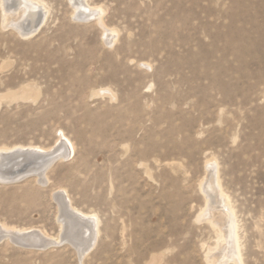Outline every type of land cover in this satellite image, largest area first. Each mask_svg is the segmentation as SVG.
Listing matches in <instances>:
<instances>
[{"label": "rangeland", "instance_id": "rangeland-1", "mask_svg": "<svg viewBox=\"0 0 264 264\" xmlns=\"http://www.w3.org/2000/svg\"><path fill=\"white\" fill-rule=\"evenodd\" d=\"M28 1L0 0V148L74 151L0 160L29 172L0 264H264V0Z\"/></svg>", "mask_w": 264, "mask_h": 264}, {"label": "bare ground", "instance_id": "bare-ground-1", "mask_svg": "<svg viewBox=\"0 0 264 264\" xmlns=\"http://www.w3.org/2000/svg\"><path fill=\"white\" fill-rule=\"evenodd\" d=\"M22 1H24V0H22ZM30 1H28V0H25V6H24V10H26V11H29V10H33V12H31L30 11V13H32V15L35 17L36 15L38 16L39 15V11H38V14L36 13L37 12V10L36 9H38V7H40V5H39V3H29ZM22 3V2H21ZM79 5V4H78ZM81 5V4H80ZM83 6V5H82ZM34 10H36V11H34ZM40 10V9H39ZM25 11V12H26ZM16 14V13H15ZM88 14V13H87ZM92 13L91 12H89V15H91ZM26 15V14H25ZM85 15V14H84ZM83 15V16H84ZM15 16V15H14ZM36 16V17H37ZM40 16V15H39ZM16 17V16H15ZM21 17V16H20ZM35 17V18H36ZM12 18V17H11ZM38 20V19H37ZM39 21V20H38ZM42 21V20H41ZM41 21H39L38 22V24L41 22ZM40 25V24H39ZM38 25V26H39ZM34 30H36V28L34 27ZM31 32V31H30ZM58 141V140H57ZM59 141H60V144H56L57 145V149L55 148H53L54 149V151L52 150V152H51V149H45V148H43V147H40V146H30V147H27V149H26V147H24V146H22V147H20L19 146V148L17 149V152L15 153V154H12L11 156H8L7 158H5V162L4 163H6L7 165H9L10 164V166H12V167H18L19 165H21V163L23 162V161H26L27 160V162H28V164L30 165V167H31V165H32V167H33V165H40L39 166V170H37V175H38V177H39V180L40 181H44L45 179H46V177H47V175H46V171L48 170V168L50 167V165L55 161V159L57 158V157H62V158H64V157H66V156H68V155H70L71 154V152L72 151H74V144H73V142L70 140V138L68 137V136H66L64 133L59 137ZM55 145V146H56ZM17 147V146H16ZM15 148V147H14ZM19 150V151H18ZM11 153H14L13 152V148H0V160H3V158H4V156H5V154H11ZM58 159V158H57ZM2 167V166H1ZM16 167V168H17ZM6 168V167H5ZM8 168H10V167H8ZM20 168V167H19ZM26 168H27V166H26ZM30 169V168H29ZM12 171V170H11ZM18 171V170H17ZM9 172H10V170H9ZM16 172V171H15ZM29 172L28 171H25L24 173H17L16 175H14V176H11V175H2L1 173H0V180L1 181H5V180H10V179H16V178H22V177H26V175L28 174ZM8 174V173H7ZM35 174V173H34ZM30 175V174H29ZM212 179L210 180V182H205V184H204V188H205V192H206V194H207V198H209L212 202L214 201L213 200V198H214V196H215V193H216V188H215V185H214V181H213V177H211ZM216 178V177H215ZM218 179V178H217ZM12 181V180H11ZM14 181V180H13ZM216 182H218V181H216ZM219 186V185H218ZM61 193V197H62V199H63V203H64V205H65V207H69V209H71V211L73 212V214L74 215H76V216H78L79 218H84V219H82L83 221L84 220H88L91 224H92V226H93V228H94V230H92V232L91 233H93L92 234V242H94L95 240H96V237H95V233H97V230H96V226L98 225V223H97V225H95V222H94V219H93V216L91 215V214H87V213H83L82 211H79V210H76V209H74L73 207H72V205H69V202L66 200V198H68L67 197V195H66V193H64V192H60ZM217 195V194H216ZM208 202H209V200H208ZM210 203V202H209ZM217 205V204H216ZM214 206H215V204H214ZM209 207V206H208ZM206 211H208L207 209H206ZM212 211V210H211ZM64 215V214H63ZM64 217V216H63ZM66 219V218H65ZM68 219L70 220V218L68 217ZM97 219V218H96ZM68 220V221H69ZM213 220V219H212ZM65 220H64V218H63V221L62 222H64ZM84 222H86V221H84ZM83 222V223H84ZM88 222V223H89ZM82 223V224H83ZM68 224H69V222H68ZM84 225V224H83ZM81 226V225H80ZM87 227V226H86ZM6 228V227H5ZM90 229V227H87V229ZM235 225L234 224H232V223H230V224H228V226H227V234H228V238H230V242H231V247H232V249H233V253L236 255V253H238V248H237V246H236V243H235V239H236V237H235ZM5 231H7V235L6 236H8V235H10V233H14V232H18V231H16L15 229L13 230L12 228L11 229H6ZM4 233V232H3ZM15 234V233H14ZM5 235V234H4ZM3 235V236H4ZM18 235V234H17ZM12 236V235H11ZM10 236V237H11ZM2 237V236H1ZM13 237V236H12ZM16 237V236H15ZM14 237V238H15ZM229 240V239H228ZM229 242V241H228ZM93 246V245H92ZM229 246V245H228ZM231 251V250H230ZM239 254V253H238ZM228 256V255H227ZM231 256V255H230ZM232 258V257H231ZM236 258V257H235Z\"/></svg>", "mask_w": 264, "mask_h": 264}, {"label": "water", "instance_id": "water-1", "mask_svg": "<svg viewBox=\"0 0 264 264\" xmlns=\"http://www.w3.org/2000/svg\"><path fill=\"white\" fill-rule=\"evenodd\" d=\"M80 20H86L87 16L86 17H78ZM8 156H10V154H5L4 156V159L7 158ZM48 243V242H46Z\"/></svg>", "mask_w": 264, "mask_h": 264}]
</instances>
